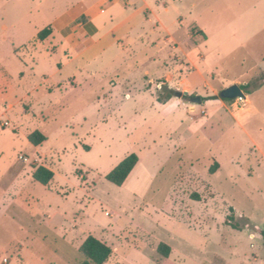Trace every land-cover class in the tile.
<instances>
[{
    "label": "rangeland",
    "instance_id": "374dc122",
    "mask_svg": "<svg viewBox=\"0 0 264 264\" xmlns=\"http://www.w3.org/2000/svg\"><path fill=\"white\" fill-rule=\"evenodd\" d=\"M18 1L0 0V35L7 38L0 40V64L7 72L0 97V169L9 163L28 169L45 164L56 177L49 186L26 183L22 199L4 218L0 193V264L5 259L18 264L13 240L46 260L80 264L72 242L75 226L113 249L108 264H264V158L251 153L252 138L264 150V123L252 122L246 133L234 129L215 145L201 133H185L190 123L204 122L203 108L215 115L214 105L189 102L200 94L209 98L210 86L177 97L187 106L173 117L156 108V98L165 99L168 90L185 92L180 82L195 67L179 47L195 48L205 40L200 33L191 28L186 47L164 44L160 37L126 47L125 55L112 48L101 57L75 59L56 74L70 51L57 50L52 35L23 47L28 41L19 37L21 27L10 28ZM21 2L33 12L32 30L41 31L72 0ZM194 2L193 10L185 2L181 13L172 10L165 20L180 38L192 24L205 32L208 41L200 49L207 62L198 67L215 68L220 61L215 79L208 81L217 97L224 76L246 75L250 82L262 75L264 0ZM181 21L184 31L177 29ZM4 22L9 30H3ZM240 45L225 59L224 51ZM58 79L61 88L55 86ZM35 131L47 137L41 147L24 136ZM132 154L141 159L135 172L121 187L110 183L106 176ZM216 159L222 170L212 174ZM160 243L171 247L168 259L158 254Z\"/></svg>",
    "mask_w": 264,
    "mask_h": 264
},
{
    "label": "crops",
    "instance_id": "0c3cea01",
    "mask_svg": "<svg viewBox=\"0 0 264 264\" xmlns=\"http://www.w3.org/2000/svg\"><path fill=\"white\" fill-rule=\"evenodd\" d=\"M185 2H190V10H193L197 6L194 0H72L66 8L54 17L49 25L53 28L51 41H58L59 48L57 50L64 48L65 50L70 51V58L66 60L65 65L58 67L56 74H60L65 66H67L68 63L73 62L75 59L85 60L86 58H90L92 56L101 57L112 48L122 50L120 53H124L125 55L126 47H136L140 43L149 44V42H151L153 44V41H158L160 37L164 40V44L175 41L185 46V44L188 43V40H190V29L195 28L205 40L195 48L186 51H184L181 46L179 47L190 60L191 64L195 67V71H193L191 75L184 77L180 83L183 85L185 92L188 93H194L200 88L210 86L212 89L210 97H216L218 91L216 88H212L208 81L210 79H215L216 73L219 72L218 67L220 61L216 62V65L214 66L215 68L206 69L198 67L207 62V53L200 49V46L208 41L207 35L200 27L192 24L188 27L185 37L180 38L179 36H174L169 31L165 20V14H169L172 10L179 11L181 13V9H185ZM32 14L33 12L31 10L27 11L25 9L21 0L18 1L13 11L15 22H13L10 28L16 29L21 27L19 37L27 38L26 41H28V45L23 47L32 45L36 41L38 34L44 30H32V24L30 22ZM181 23L182 21L177 27L178 31H184L185 29ZM261 26L264 30V18L262 19ZM2 28L3 30H9V26H6L5 22ZM147 38L148 40H146ZM0 40L5 43L7 38L5 35H0ZM10 48L14 53V49H16L15 46L11 44ZM241 48H243L242 45L238 48L224 51L225 59L230 55H235ZM221 49L225 50L223 45L221 46ZM47 52L51 53L49 51ZM195 53L197 54V59L195 57ZM14 55L17 56L15 53ZM253 70L254 68L250 71ZM261 72H264V70ZM6 76V69H4L0 64V97L5 94L6 87L2 81H4ZM260 76L261 74L257 75L250 82ZM224 77L226 78H223V81L219 84V86H221L219 90L220 92L232 87L233 85H239L241 87L242 85H248L250 83L244 81L245 77H247L246 75L238 77ZM73 79H75V77ZM48 81L49 80H45V82ZM55 86L57 88H61L62 80L58 79ZM263 91L264 86L253 90L251 94L245 93L246 98L244 101L239 104L238 99H236L232 109L228 108L221 97L218 99L206 100L205 103L208 107L211 105L215 106V115L211 116V113H209L207 109L203 108L200 115L201 118H205L204 122L190 123L187 127H185L186 129L184 132L187 133L190 131L194 133H201L202 136H204L213 145L219 143L228 132L234 129H238L241 132L246 133V127L251 125L252 122L256 121L259 124L264 123V106L261 103L263 100L262 98H264L262 93ZM182 106L186 107L187 105L183 102V99H179L177 97H174L164 103H159L158 98H156L157 110L168 118L175 116L176 113L180 111ZM10 107L14 106L9 105V108ZM187 109L191 114L196 112L195 106H190ZM190 116V121L196 122V117L192 115ZM1 117L2 112L0 111V118ZM260 127L259 131L261 132L262 130ZM1 129L0 125V130ZM29 134H24V136L27 137V140ZM252 144L253 147L251 148V153L255 157L261 156L264 158L262 144L254 138H252ZM35 154H38V150H36ZM140 163L141 159L138 165ZM216 163H219L218 160ZM219 165L222 170V164L219 163ZM41 166H44L54 172L52 168L45 164ZM30 168L31 169H28L27 166H18L16 164L9 163L8 166L0 169L1 202L6 208V211L2 215L3 218L6 214H8L10 209L19 203L20 199H22V196L25 194V184L35 182L33 179L35 167ZM135 169L131 175L135 172ZM220 172L218 174H220ZM54 174L56 177L55 172ZM75 229L76 232L72 238V242L74 244L77 242V249H79L86 238L91 236V234L87 233L89 235L84 236L86 233H83L82 230L78 231L77 226H75ZM21 232L28 231L26 228L22 227ZM81 235H83V237H81ZM25 238L28 240L30 239L28 237ZM31 238H33V236ZM10 245L12 252H14L19 258L18 264H58L56 261L46 260L40 251L33 249L32 246L24 244L22 241L20 243L17 242L16 244L15 240H13ZM51 254H53V252ZM9 262L10 261L8 260L6 264H9Z\"/></svg>",
    "mask_w": 264,
    "mask_h": 264
},
{
    "label": "trees",
    "instance_id": "16d2710c",
    "mask_svg": "<svg viewBox=\"0 0 264 264\" xmlns=\"http://www.w3.org/2000/svg\"><path fill=\"white\" fill-rule=\"evenodd\" d=\"M195 33V35H199V32ZM52 34L53 28L49 26L38 34L37 39L43 42L46 41ZM263 86L264 73L254 81L250 82L248 85H242L241 88L246 94H251L253 90ZM176 92L177 91L174 90H168L165 99H163L161 96H158V102L164 103L171 100L172 98L176 97ZM218 98L219 97L216 96L202 99L204 102L206 100ZM223 101L230 109L234 107V103L236 102V100L230 99H223ZM28 140L33 146L39 147L47 141V137L40 131H35L29 134ZM139 161L140 158L136 154H132L126 157L110 174L106 176V179L110 183L121 187L127 181L135 167L138 165ZM219 167V163H215L214 167L211 169V173L214 174L215 172H217ZM34 169V181L43 186H49L55 178L54 172L44 166H37ZM157 251L158 254L168 259L171 254V247L165 243H160ZM79 253L82 257L81 264H108L114 255L113 249L108 244L93 236H89L86 238V240L79 248Z\"/></svg>",
    "mask_w": 264,
    "mask_h": 264
},
{
    "label": "water",
    "instance_id": "95a60500",
    "mask_svg": "<svg viewBox=\"0 0 264 264\" xmlns=\"http://www.w3.org/2000/svg\"><path fill=\"white\" fill-rule=\"evenodd\" d=\"M175 95L176 97H182L183 95L188 96V92H184V93L176 92ZM220 97L222 99H230V100L245 99L246 94L239 85H233L232 87L223 90L220 94ZM189 102L194 105H201L203 103V99L199 95L192 96L189 98Z\"/></svg>",
    "mask_w": 264,
    "mask_h": 264
},
{
    "label": "built area",
    "instance_id": "2783aa9c",
    "mask_svg": "<svg viewBox=\"0 0 264 264\" xmlns=\"http://www.w3.org/2000/svg\"><path fill=\"white\" fill-rule=\"evenodd\" d=\"M238 100H240V101H244V99H238ZM6 124L8 125V123H6ZM107 215L110 216L109 213H108ZM110 217H111V216H110ZM4 263L6 264V263H7V260H5Z\"/></svg>",
    "mask_w": 264,
    "mask_h": 264
}]
</instances>
